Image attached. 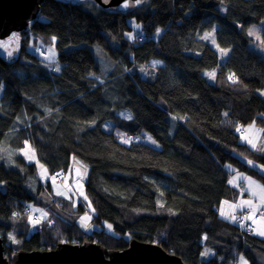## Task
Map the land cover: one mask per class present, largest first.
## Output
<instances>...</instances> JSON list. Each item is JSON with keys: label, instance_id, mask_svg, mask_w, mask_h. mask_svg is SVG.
<instances>
[{"label": "trees", "instance_id": "trees-1", "mask_svg": "<svg viewBox=\"0 0 264 264\" xmlns=\"http://www.w3.org/2000/svg\"><path fill=\"white\" fill-rule=\"evenodd\" d=\"M262 19L264 0H143L126 11L94 1L44 0L23 36L20 59H0V143L14 151V167L0 158L4 254L49 250L61 242L92 241L116 250L137 239L189 264H242L241 258L264 264V237L246 233L242 216L236 223L217 212L222 199L238 193L227 163L264 181L249 162L264 165V149L241 142L239 127H264V98L257 92L264 90V57L249 47L247 33ZM213 26L217 44L229 49L222 61L203 37ZM143 34L148 40L139 41ZM31 35L33 49L27 47ZM37 38H54L57 72L36 53ZM91 45L105 52L99 53L105 68ZM150 59L162 65L149 66ZM210 70L213 82L204 75ZM107 121L127 133L125 142L103 128ZM142 129L159 148L136 140ZM26 140L51 174L66 172L72 156L87 165L91 221L112 223L114 233H85L64 203H58L61 214L32 229L22 212L35 200L27 182L37 180L38 191L43 186L35 162L16 153ZM203 247L213 251L206 259Z\"/></svg>", "mask_w": 264, "mask_h": 264}, {"label": "rangeland", "instance_id": "rangeland-1", "mask_svg": "<svg viewBox=\"0 0 264 264\" xmlns=\"http://www.w3.org/2000/svg\"><path fill=\"white\" fill-rule=\"evenodd\" d=\"M92 0H84L81 3L87 4ZM146 1V0H144ZM93 2V1H92ZM140 2V1H138ZM224 8V6H222ZM135 27H139L137 24ZM264 29V19L259 22L251 24L247 28V33L252 37V42L249 44V47L254 49L256 52L260 53L264 57V45L261 41V31ZM161 32V28H157V35ZM203 37L210 44V46L215 49L219 55V59L222 61L226 58L229 53L228 48L220 47L215 40V26L207 30ZM34 35H31L30 43L27 44L29 49H33L34 46ZM36 46L47 49V54H39L43 60L52 61V70L57 72L59 70V65L57 64V49L54 44V38L52 41H44L41 38H37ZM91 48L94 52L96 62L106 67L105 62L100 57L99 53L103 52L98 46L91 45ZM99 62V63H98ZM149 66H158L162 64L161 60L150 59L148 62ZM145 66V65H144ZM142 66V70H145L143 74L146 73V69ZM100 67V66H99ZM101 69V68H100ZM204 75L206 76L209 82H213L215 77V70L205 71ZM257 92L264 98V90H257ZM244 130V134L240 135V141L247 143L249 146L256 150L264 149V127L257 126L254 123H247L240 125ZM103 128L106 130H114L116 134L119 135V138L122 141H126L127 133L122 131L119 128H115L110 121H107L103 124ZM240 131V129H239ZM129 140V137H128ZM136 140L149 144L155 148H159V142L153 137V135L142 129L139 133L136 134ZM16 153L21 155L26 161H33L37 166V176L38 180L43 186V189L38 191L36 190L37 180L30 179L27 182V185L35 198V200L27 201L26 204L30 208L28 220L32 224V229L34 228L35 221L32 220L33 215H36L38 223L41 221L53 218L56 214H61L58 203H64L65 213L75 222H77L80 228L85 233H91L97 229H104L109 233H114V228L112 223L103 220L101 224H97L91 221V204L85 194L84 181L86 179V174L88 171L87 165L80 161L77 157H71L70 167L64 172L61 181L57 182L53 179L51 172L48 168L39 160L35 159L32 154V149L29 142L26 140L21 148H19ZM14 155V151L11 150L6 144L0 143V158L3 160H8V163L4 164L7 167H14L13 160H11ZM247 161L246 159H244ZM250 165L255 167L259 173L264 175V165H261L257 162L249 160ZM227 170L230 171V184L236 188L238 191L235 192V197L231 199H222L217 207L218 214L228 219L232 222H236L238 216H242L244 220H251L252 216L255 213H259L261 219H264V181L261 178H258L247 171L239 170L233 165L227 163ZM233 171H232V170ZM247 179L251 181L250 184H246ZM243 182L244 188L236 187L237 182ZM48 185L47 189L45 186ZM52 199H56L55 205H52ZM79 204L82 206V210H78ZM257 220L255 221V223ZM37 224V223H36ZM253 233L256 236L264 237V232L262 234H256L255 229ZM205 234L202 235L201 241H204ZM213 254L212 249L203 247L201 251V258L206 259ZM242 264H244L243 258H241Z\"/></svg>", "mask_w": 264, "mask_h": 264}, {"label": "water", "instance_id": "water-1", "mask_svg": "<svg viewBox=\"0 0 264 264\" xmlns=\"http://www.w3.org/2000/svg\"><path fill=\"white\" fill-rule=\"evenodd\" d=\"M77 4L84 0H56ZM104 9L126 11L137 0H92ZM143 1V0H141ZM44 0H0V59L6 64L20 59L23 34L41 15ZM0 264H189L153 242L131 239L121 249H106L96 242H61L49 250H19L4 254L0 237Z\"/></svg>", "mask_w": 264, "mask_h": 264}, {"label": "built area", "instance_id": "built-area-1", "mask_svg": "<svg viewBox=\"0 0 264 264\" xmlns=\"http://www.w3.org/2000/svg\"><path fill=\"white\" fill-rule=\"evenodd\" d=\"M145 39H146V36H145V35H141V36H139V40H140V41H144ZM36 52H38V53H40V54H46V53L48 52V50H47V49H43V48H37ZM59 66H61V65L59 64ZM54 67H56V66H54ZM54 67H53V68H54ZM53 71H54V70H53ZM133 139H134V135H133V134L129 135V141H131V140H133ZM63 174H64L63 171H54V172L52 173V177H53V179H54L55 181H60L61 178H62V176H63ZM22 212H29V208H28L27 206H24V207L22 208ZM15 214H16V213H14V215H15ZM257 218H258V215H254V216L252 217L251 220H243V221H244V226H243V228L245 229L246 233H251V232H252V230H253V228H254V221H255ZM32 220L35 221V222L37 221V217H36V215H33Z\"/></svg>", "mask_w": 264, "mask_h": 264}, {"label": "crops", "instance_id": "crops-1", "mask_svg": "<svg viewBox=\"0 0 264 264\" xmlns=\"http://www.w3.org/2000/svg\"><path fill=\"white\" fill-rule=\"evenodd\" d=\"M161 64H159L158 66H160ZM32 154H33V152H32ZM33 157H34V154H33ZM35 158V157H34ZM232 170V169H231ZM233 171V170H232ZM244 178H246V177H244ZM246 180H247V182H246V184L248 183V184H250L251 185V181L249 180V179H247L246 178ZM240 182V181H239ZM238 183V182H237ZM236 185V184H235ZM243 190V189H242ZM219 206V205H218ZM217 206V207H218ZM264 208V207H263ZM217 212H218V210H217ZM262 232H264V219H261V217H259L258 219H257V222L255 223V233L256 234H262Z\"/></svg>", "mask_w": 264, "mask_h": 264}, {"label": "clouds", "instance_id": "clouds-1", "mask_svg": "<svg viewBox=\"0 0 264 264\" xmlns=\"http://www.w3.org/2000/svg\"><path fill=\"white\" fill-rule=\"evenodd\" d=\"M29 32V31H28ZM160 34V33H159ZM143 35H145V34H143ZM23 36H24V34H23ZM141 36V35H140ZM146 36V40H148V37H147V35H145ZM138 40H139V37H138ZM140 41V40H139ZM37 48H40V47H38L37 46ZM37 50V49H36ZM36 53H38V52H36ZM48 53V52H47ZM46 53V54H47ZM38 54H40V53H38ZM159 60V59H158ZM57 61V60H56ZM57 64L59 65L60 64V62H58L57 61ZM162 65V64H161ZM61 66H59V68H60ZM53 68V67H52ZM51 68V69H52ZM236 187H238V188H241V189H243L244 188V184H243V182H238V183H236ZM29 208V207H28ZM29 211H30V208H29ZM262 211H264V208L262 209ZM28 214H29V212H28ZM254 215H258V217L260 216V214L259 213H255ZM257 220V219H256ZM255 220V221H256ZM255 221H254V228H253V230L255 229ZM38 222V220L36 221V223ZM35 223V224H36ZM253 230H252V232L251 233H253Z\"/></svg>", "mask_w": 264, "mask_h": 264}, {"label": "flooded vegetation", "instance_id": "flooded-vegetation-1", "mask_svg": "<svg viewBox=\"0 0 264 264\" xmlns=\"http://www.w3.org/2000/svg\"><path fill=\"white\" fill-rule=\"evenodd\" d=\"M138 1H140V2H138ZM138 3H141V0H137V4H138ZM131 5H133V4H131ZM134 6H135V5H134Z\"/></svg>", "mask_w": 264, "mask_h": 264}]
</instances>
